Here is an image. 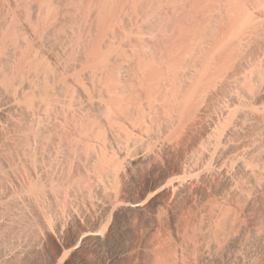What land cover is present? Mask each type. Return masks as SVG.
Returning <instances> with one entry per match:
<instances>
[{"label": "bare ground", "instance_id": "obj_1", "mask_svg": "<svg viewBox=\"0 0 264 264\" xmlns=\"http://www.w3.org/2000/svg\"><path fill=\"white\" fill-rule=\"evenodd\" d=\"M185 133L177 171L154 178ZM138 168L146 180L127 195ZM216 177L228 197L264 200V0H0V264L32 234L67 250L51 264H77L125 215ZM262 208L205 258L252 264ZM232 213L199 234L224 233Z\"/></svg>", "mask_w": 264, "mask_h": 264}, {"label": "rangeland", "instance_id": "obj_2", "mask_svg": "<svg viewBox=\"0 0 264 264\" xmlns=\"http://www.w3.org/2000/svg\"><path fill=\"white\" fill-rule=\"evenodd\" d=\"M177 136L180 134L174 135V137ZM188 136L187 133L181 134L180 148L176 152H161L153 171L154 178H160L165 172L174 173L177 171ZM117 165L121 170L122 163L118 162ZM145 176L143 169L138 168L136 179L134 178L130 184L128 183V186L124 187L117 180L116 187H124V192L126 191L127 195L135 193L136 189L144 184ZM228 188L225 181L216 177L211 185L197 184L189 196L176 200L163 197L165 202L162 199L164 204L162 202L160 209L125 215L121 225L115 230L112 242L104 243V245L92 243L77 264H112V255L118 253H124V258L116 264H149L151 259L158 255L164 257L167 264H214V261H210L204 256L206 246L213 240H217L218 244L224 247L227 245L226 240L230 233L234 234L243 225L257 221L260 214H263L264 200L251 204L242 196L228 197ZM221 208L233 209L232 223L223 228L224 233L219 232L217 235L213 233L212 237L204 238L199 234L201 223L209 221ZM81 223L83 224L82 221L78 222L69 231V239L82 225ZM188 225L196 230L195 234L192 231L186 233L185 228ZM261 225L263 226V224ZM102 230L103 232L106 230L105 225L102 226ZM33 235H30L31 239L28 238L24 254L11 257L5 264L60 263L68 254L53 235L47 240L43 249L39 246V238L37 239L36 235ZM259 247H261V251L256 255L252 264H264V246L260 245Z\"/></svg>", "mask_w": 264, "mask_h": 264}]
</instances>
